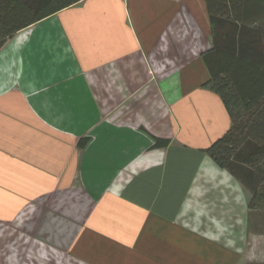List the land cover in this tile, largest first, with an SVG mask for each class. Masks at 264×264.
<instances>
[{
	"label": "crops",
	"instance_id": "0c3cea01",
	"mask_svg": "<svg viewBox=\"0 0 264 264\" xmlns=\"http://www.w3.org/2000/svg\"><path fill=\"white\" fill-rule=\"evenodd\" d=\"M211 31L205 0H80L5 43L0 108L13 122L5 135L16 137L29 119L41 123L45 116L60 114L56 85L76 74L77 90L85 93L82 107L108 114L112 122H104L105 129L114 127V136L131 141L140 138L150 150L137 147L122 154L125 162L138 163L134 190L142 204L131 207L129 217L118 216L122 203H105L96 217L82 222L78 238L48 242L65 245L59 248L91 264H235L253 210L241 182L204 151L231 125L219 95L205 87L209 72L202 54L211 48L204 38ZM190 35L199 56L162 75L160 58H184ZM71 106L80 112L79 99ZM36 126L47 127L44 122ZM52 129L61 134L65 128ZM38 131L21 136L25 148L20 156L32 162L42 161L46 145L47 136ZM155 138L170 143L154 148ZM6 148L14 153V146ZM138 211L151 213V220L135 219ZM107 247L119 255L113 258ZM14 259L12 264H19Z\"/></svg>",
	"mask_w": 264,
	"mask_h": 264
},
{
	"label": "rangeland",
	"instance_id": "374dc122",
	"mask_svg": "<svg viewBox=\"0 0 264 264\" xmlns=\"http://www.w3.org/2000/svg\"><path fill=\"white\" fill-rule=\"evenodd\" d=\"M204 38L205 45L208 47L210 40L212 46V31L206 32ZM193 41V37H189L184 58L177 61L172 60L173 56L160 58L162 62L157 64H165L162 75L199 56ZM55 45L63 47L59 42ZM77 77L76 74L66 77V82L56 85L59 89L53 95L62 111L60 114L45 116L46 120L42 119L41 123L39 118L29 119L16 137L4 134L3 130L13 122L11 115L0 108V264L15 263L14 257L19 264H91L71 253V249H61L47 239L69 238L73 241L78 238L83 229L82 222L96 217L97 210L105 203H115L116 207L122 203L118 212L121 218L129 217L131 207H136V203L142 204L137 201L138 191L134 190L138 163L131 160V155L126 156L131 160L129 162L121 158L124 157L122 154L135 152L137 147L145 153L150 150L145 149L140 138L131 141L120 135L114 136V127L111 132L105 129L102 124L112 122L106 117L108 114L103 117L94 113L91 106L82 107L85 93L82 89L77 90ZM78 99L80 112L75 113L76 108H72L71 102ZM116 108L118 106L111 111ZM43 122L47 127L36 126H43ZM59 125L65 128L64 133L52 129ZM38 130L47 136L42 140L46 145L41 152L42 161L32 162L20 156L25 148L21 136L40 134ZM84 139L88 145L80 149L78 142ZM10 145L14 146V153L8 152L6 147ZM147 164L144 162L145 170ZM243 187L249 203L251 191ZM115 213L111 211V215ZM144 213L138 211L134 218L151 220V213ZM250 215L244 251L234 255L235 264H264V210H253ZM105 251L111 252L113 258L119 255L113 248L107 247ZM54 252H57L56 258L51 257Z\"/></svg>",
	"mask_w": 264,
	"mask_h": 264
},
{
	"label": "trees",
	"instance_id": "16d2710c",
	"mask_svg": "<svg viewBox=\"0 0 264 264\" xmlns=\"http://www.w3.org/2000/svg\"><path fill=\"white\" fill-rule=\"evenodd\" d=\"M79 1L0 0V50L20 30ZM205 1L212 24V46L202 54L205 87L219 95L231 125L204 151L250 189V210H264V0ZM169 143L155 138L154 148Z\"/></svg>",
	"mask_w": 264,
	"mask_h": 264
},
{
	"label": "bare ground",
	"instance_id": "6f19581e",
	"mask_svg": "<svg viewBox=\"0 0 264 264\" xmlns=\"http://www.w3.org/2000/svg\"><path fill=\"white\" fill-rule=\"evenodd\" d=\"M23 118H24V117H23ZM69 240H70V239H69ZM61 245H62V246H61ZM68 245H69V243H67V246H68ZM60 246H61V247H64L65 245L63 246V244H60ZM60 246H59V247H60ZM69 247H70V246H69ZM63 249H64V248H63ZM67 251H68V250H67ZM71 253H72V252H71ZM40 257H41V256H40ZM40 257H39V258H40ZM41 259H42V258H41ZM41 259H40V260H41ZM42 261H43V260H42Z\"/></svg>",
	"mask_w": 264,
	"mask_h": 264
}]
</instances>
